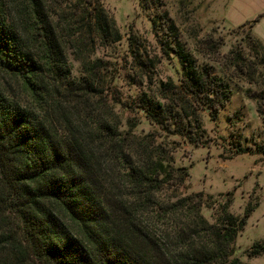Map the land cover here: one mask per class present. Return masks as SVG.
Returning <instances> with one entry per match:
<instances>
[{"label": "trees", "instance_id": "obj_1", "mask_svg": "<svg viewBox=\"0 0 264 264\" xmlns=\"http://www.w3.org/2000/svg\"><path fill=\"white\" fill-rule=\"evenodd\" d=\"M47 1L0 0V264H248L232 256L233 244L257 202L240 216L221 202L208 221L201 207L210 196H177L187 170L172 166L153 135L119 129L100 62L84 55L95 42L120 40L102 1L61 0L58 13ZM261 15L239 26L251 29ZM151 24L181 73L178 84H160L161 100L142 95L139 109L149 124L195 143L198 111L214 119L230 90L196 65L164 14ZM243 40L264 65L262 42ZM66 49L85 75L71 78ZM245 253H264V242Z\"/></svg>", "mask_w": 264, "mask_h": 264}, {"label": "rangeland", "instance_id": "obj_2", "mask_svg": "<svg viewBox=\"0 0 264 264\" xmlns=\"http://www.w3.org/2000/svg\"><path fill=\"white\" fill-rule=\"evenodd\" d=\"M58 1L55 6L52 0L47 1L50 10H58L55 13L61 10ZM101 1L120 40L108 46L95 42L84 55L100 62L104 97L119 117V129L136 135L149 133L170 150L172 166L185 167L188 174L174 193L185 196L201 191L210 196L201 207L208 221L221 202L230 200L228 210L237 216L248 202H257L235 237L232 256L244 263L264 264V253L256 257L245 253L255 241L264 242V65L258 62L259 54L250 51L251 44L243 40L252 34L264 45V0ZM157 13L173 24L178 41L196 65H207L230 90L227 103L214 119L206 109L198 111L200 130L194 134L195 143L149 124L139 109L142 95L161 100L160 84H178L181 73L177 58L163 48L161 36L152 28L151 19ZM260 14L251 29L239 26ZM52 18L57 20L56 15ZM129 34L134 38L132 45ZM65 38L74 37L65 34ZM238 51L245 58L236 61L242 72L233 64ZM65 53L71 78L85 75L72 50ZM192 108L194 102L188 111Z\"/></svg>", "mask_w": 264, "mask_h": 264}]
</instances>
